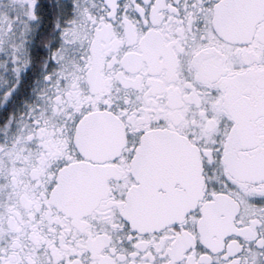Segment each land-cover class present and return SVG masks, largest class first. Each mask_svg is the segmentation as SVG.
<instances>
[{
	"label": "snow or ice",
	"instance_id": "snow-or-ice-1",
	"mask_svg": "<svg viewBox=\"0 0 264 264\" xmlns=\"http://www.w3.org/2000/svg\"><path fill=\"white\" fill-rule=\"evenodd\" d=\"M0 264H264V0H0Z\"/></svg>",
	"mask_w": 264,
	"mask_h": 264
}]
</instances>
